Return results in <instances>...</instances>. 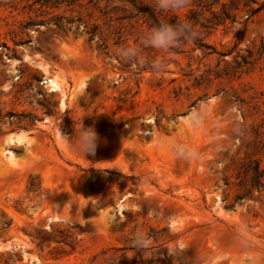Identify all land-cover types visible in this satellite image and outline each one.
Wrapping results in <instances>:
<instances>
[{
    "label": "rangeland",
    "instance_id": "374dc122",
    "mask_svg": "<svg viewBox=\"0 0 264 264\" xmlns=\"http://www.w3.org/2000/svg\"><path fill=\"white\" fill-rule=\"evenodd\" d=\"M149 11L212 48H142L164 57L160 72L124 61ZM200 102L203 135L182 127ZM80 123L97 133L93 155L60 136ZM157 136L201 158L175 159ZM247 158L264 170V0L167 13L154 0H0V264H264V188L239 185ZM137 230L148 247L132 245Z\"/></svg>",
    "mask_w": 264,
    "mask_h": 264
},
{
    "label": "clouds",
    "instance_id": "9594fccd",
    "mask_svg": "<svg viewBox=\"0 0 264 264\" xmlns=\"http://www.w3.org/2000/svg\"><path fill=\"white\" fill-rule=\"evenodd\" d=\"M189 0H154L156 9L162 12H179L187 7ZM196 38L191 24L186 20L178 21L175 24L161 21L153 26L140 37L141 47L121 46L117 55L124 61L150 63L152 70L160 72L165 67V59L162 56L153 57L150 61L143 56L142 48H151L160 52H168L181 46L184 42H191ZM208 109L204 102H200L192 107L185 115L182 127L192 133L205 134L208 124ZM60 136L65 140L71 149L78 154L93 155L98 144V136L93 127H84L82 123L78 128L75 127V134L71 140L67 136ZM155 144L169 152L175 159L185 162L197 161L201 158L199 150L195 145L175 138H165L157 136ZM131 243L136 248L148 247L151 243L150 238L142 231H135L131 235ZM179 250H173L170 254L177 255Z\"/></svg>",
    "mask_w": 264,
    "mask_h": 264
},
{
    "label": "trees",
    "instance_id": "16d2710c",
    "mask_svg": "<svg viewBox=\"0 0 264 264\" xmlns=\"http://www.w3.org/2000/svg\"><path fill=\"white\" fill-rule=\"evenodd\" d=\"M63 1V0H61ZM91 1V0H90ZM50 0H43V3H49ZM58 3V1H56ZM149 18H152L153 24L151 26L158 25L162 20H159L155 15L153 11H149ZM223 14L227 16L226 11H223ZM166 21V20H165ZM168 23L175 24L174 18L171 17L168 21ZM202 26H205L201 24ZM203 32V31H202ZM203 37H199V35H196V38L192 40L198 47L201 48H212L209 44L203 42ZM242 170V178L239 182V185L242 186L244 193L247 194L252 190L253 188H259L260 186L264 188V170L259 167L258 161L253 158H247L245 161V164L243 165Z\"/></svg>",
    "mask_w": 264,
    "mask_h": 264
},
{
    "label": "water",
    "instance_id": "95a60500",
    "mask_svg": "<svg viewBox=\"0 0 264 264\" xmlns=\"http://www.w3.org/2000/svg\"><path fill=\"white\" fill-rule=\"evenodd\" d=\"M45 82H47L48 81V78H45V80H44Z\"/></svg>",
    "mask_w": 264,
    "mask_h": 264
},
{
    "label": "bare ground",
    "instance_id": "6f19581e",
    "mask_svg": "<svg viewBox=\"0 0 264 264\" xmlns=\"http://www.w3.org/2000/svg\"><path fill=\"white\" fill-rule=\"evenodd\" d=\"M48 81H49V79H48Z\"/></svg>",
    "mask_w": 264,
    "mask_h": 264
}]
</instances>
